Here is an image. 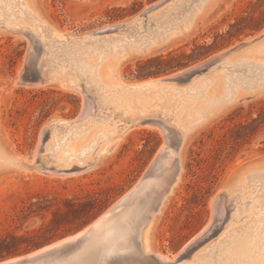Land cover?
Segmentation results:
<instances>
[{
  "label": "rangeland",
  "instance_id": "rangeland-1",
  "mask_svg": "<svg viewBox=\"0 0 264 264\" xmlns=\"http://www.w3.org/2000/svg\"><path fill=\"white\" fill-rule=\"evenodd\" d=\"M162 1L164 0H37V4L44 21L74 37H81L129 22L145 9ZM0 6L4 7L8 16L16 17V22L27 24L23 19L26 10L24 0H0ZM6 24L11 23L0 20V145L8 155L21 156L36 163L45 144L43 131L49 122L53 119L73 122L82 115L88 104L86 101H91L86 100L82 93L63 89L58 85L32 84L26 78V75L29 76L26 63L35 44H32L26 34L7 31ZM239 29L242 32L237 34ZM262 33L264 0H225L214 18L187 41H178L173 47L168 46L169 48L159 52L152 51L151 54H134L133 59L131 58L133 63L130 61L123 69V83L134 85L169 77L234 49L245 41L258 38ZM37 51L38 54L41 53L39 49ZM157 57L166 60L175 58L172 65L177 68L154 74L161 67L159 63L151 62ZM259 58L261 57L252 61L264 63V58L261 61ZM94 59V65L100 62L98 57ZM226 65L218 68L215 73L190 83L196 90V93H190L191 102L172 88L174 97L157 94L144 100L137 99L138 104L130 101L119 105L103 99L114 111L110 107L102 111L98 95L111 96L116 94L114 90L122 88L116 71L112 74L116 77H113L114 80L112 76L111 80L108 77L104 80L108 89L100 88L98 94H94L93 98H97L100 106L98 109L91 107L94 115L91 119L97 126L92 123V127H87L84 131L83 126L82 130L79 127L78 131L82 133L77 138L67 139L59 155L55 153V146L66 133L56 130L54 138L47 142L52 143L48 153L53 158H59L64 149L66 151L72 146L74 149H86V145L95 140L96 154L100 153L98 151L118 135V126L124 124L119 121L121 119L118 115L127 117L140 114L165 119L169 125L149 121L154 128L134 127L127 132L124 130L119 133L113 150L93 163L90 170L81 172V169L71 167L74 164L81 166L83 159L69 161L67 165L70 169L61 171L60 174L44 172L48 168L53 170L54 165H47L46 169L40 168L42 171L31 173L0 169V236L14 233L42 243L38 248L7 257L0 262L27 255L82 232L139 184L157 158L155 156H158L162 147L166 148L168 130H173L175 136H179L173 127L184 126V130H190V135L185 142L182 157L180 156V179L157 214L158 221L153 230L150 253L171 258L178 255L177 260L185 259L177 264H206L208 258L222 256L239 264H264V125H255L254 132H250L243 141L237 140L236 143L233 140L236 125L258 117L264 107V97L228 105V98L232 95H256L264 85H259V75H250V65L236 64L235 60ZM207 72L208 70L204 74ZM185 83L189 84V81ZM181 86L174 85L175 88ZM107 98L111 99L112 96ZM145 101L148 104L143 103ZM99 112L109 114L110 118L104 120ZM197 122L200 124L197 125ZM85 123L87 122L82 125ZM109 130L114 133L111 135ZM90 133L93 135L92 139ZM56 135L58 136L55 137ZM109 135L110 139L105 140ZM87 152L90 162L95 151ZM169 173V170L162 169L155 179L156 185L148 191L146 198L148 201L150 198V205H154L158 188L165 185ZM220 194L222 197L217 198ZM226 195H229L231 202L226 200ZM30 205L34 206L31 211ZM215 207L217 211L213 213ZM217 207L226 212L223 221L215 215L219 211ZM76 208H81L82 213L89 215L93 211L99 213L88 223L79 226L81 213H75ZM227 218L228 222L224 225ZM208 226V230L196 244L180 253ZM133 230L129 232L128 245L135 255L140 252V229ZM254 231H260V236L254 238ZM238 233L242 234L237 241L241 247L237 245L231 249L229 244L232 236ZM254 240L259 242L255 244ZM195 251L198 255L194 259L188 258Z\"/></svg>",
  "mask_w": 264,
  "mask_h": 264
},
{
  "label": "bare ground",
  "instance_id": "bare-ground-1",
  "mask_svg": "<svg viewBox=\"0 0 264 264\" xmlns=\"http://www.w3.org/2000/svg\"><path fill=\"white\" fill-rule=\"evenodd\" d=\"M224 1L225 0H168L164 6L148 14L146 19L134 20L133 22H131V24L126 29H118V30L109 31L107 30L108 29L107 27L99 31L98 33H91V34L84 35L81 37H74L73 35L67 32L58 30L54 26L44 21L41 17V14H40L41 10L39 9L37 0H24L26 10L24 11L23 19L24 21H26L25 23L27 24H21V23L16 22L15 21L16 17L8 16L4 12V7L0 8V20H2V22L9 21L11 23L10 25L6 24L7 26L5 27V29H7V31H10L11 33L31 34L43 46L41 64L45 68L46 72L49 74L51 78V82L48 85H42V84H36V85L37 86L58 85L60 88L82 93L85 96L84 98H86V100L91 101V102L86 101V104L87 103L88 104L85 105L86 108L84 109L82 115L77 120L73 122H69V121L62 120V119H53L47 125L46 130L44 129L45 131H43L44 132L43 140L45 141V144L42 147V151L45 153L44 162L47 165H54L53 170H50L48 168L44 172L48 174H60L61 171H66V169H70V167L67 165L69 161H76V160L78 161L81 159L84 160L81 166L79 164L72 165L73 164L72 162L71 167L72 168L76 167L77 169H81L80 170L81 172L90 170L93 163L97 162L99 159L101 160L102 157H105L104 155H107L110 151L113 150V148L115 147L118 141L119 133H122L124 130H126L127 132V130H129L130 128H134V127H136V129L154 128L152 124H150L149 121H156V122L159 121L164 125H169L168 123L164 121L165 119L161 120V119L154 118V117L149 118V117H145L144 115H140V114L129 115L127 117L118 115V117H120L121 119L119 121H122V123L124 122V124H121L118 126L119 127L118 135L115 137H112L111 142L106 144L101 151H98L100 153L96 154L97 148L95 146L97 144V140H95V141H91L90 145L89 144L86 145L87 147L86 149H83L84 147L83 148L81 147L79 149H74V146H72L66 151L64 149L65 152L64 151L63 153L61 152L62 155L59 156V158H53V155L51 153H48L49 151L48 148L49 146H52V143H47L49 139L54 138L53 133H55L56 130H58L59 133L61 132L66 133L64 136L60 138L58 144L55 146V153L59 155L61 151L60 149H62L66 145L67 139H69L70 137L77 138V136L82 133V131H78L79 127H80L79 129H81L82 128L81 126H83V131L85 129H88L87 127H89V129L92 127L91 125L94 122L93 119H91V117L94 116L93 113L91 112L92 106H95L98 109L99 106L101 105L102 111L106 110L107 107H110L112 111H114L113 110L114 108L112 106H108L107 102L104 101L103 99L107 101H111L113 103L116 102L119 105H122L124 103H129L130 101H133V102L135 101V103L138 104L137 99L143 98L144 100L147 97H151L152 95H157V94L163 95L166 97H170V96L174 97L175 95L171 92V89L174 88L176 89L175 91L177 93H181L185 97V99H188L191 102L192 95H190V93L192 94L196 93V90L195 88L190 86V83H192L194 80L207 77L208 74L211 75L215 73L218 68H220L223 65L227 66L226 64H228V62L233 61V60L236 61V64L238 62L239 64L250 65V67L248 68L250 71V75L251 76L259 75V77L257 78V81H260L261 84L259 85H264V63L258 62V61H252L256 57L264 58L263 57L264 56V33L259 34L260 38L259 37L255 38L256 40L252 38L248 41H245L244 43L247 44L245 47L240 48L230 53L224 60L220 62L219 66H217L218 64H215L209 68L210 70L207 69L208 70L207 73L204 74L205 72L204 71L194 76L193 78L188 80L189 84L185 82H178L177 81L178 77L193 68L202 66L204 62L206 61L199 63L182 72L176 73L169 77H165L163 79L149 81L146 83L134 84V85H126L125 83H123V81H125V77L123 76L124 75L123 69L125 68L126 65H128L127 63H129L130 61L131 62L133 61L132 56L134 54H143V55L145 53L151 54L152 51H156L158 49L169 48L168 46H172L178 41H182V40L187 41L188 38L195 35L199 30H201V28H203L205 24L209 23L214 18V16L221 9L222 3ZM176 19H180V20L178 21ZM13 22L14 24H12ZM216 56L208 60H212ZM95 57H98V60L100 62L94 65L92 61ZM261 58H259L260 61H261ZM115 72H116V77L121 82L122 88L119 90L117 89L114 90V92L116 91V94L111 95L112 96L111 99L107 98V97H111L110 95H106V96L98 95V100L100 102V105H99V102L97 103V98H93L94 94H98V91L100 90V88H103L105 90L108 89L106 85V81L104 80L107 77L110 78L111 80L113 77H115L112 75V74H115ZM112 80H114V78ZM175 83L178 86L180 85L182 86L175 88L174 87V85H176ZM241 86L243 87V85ZM254 89L256 88L254 87ZM219 90H221V88ZM251 90L253 89L251 88ZM117 91L119 95H117ZM255 97H264L263 87H261V89L256 93V95H244V94H241L239 96L232 95L231 97H229L230 100L228 98V101H229L228 105L232 106L236 103L247 102V99H252ZM176 100L179 101V99H176ZM143 103L148 104L147 101ZM88 105L90 106L89 108H88ZM99 113L104 118V120L110 118L109 114L107 113H104V112L102 113L99 112ZM83 122H87V123L82 125ZM198 123L200 124V122H197L196 124L198 125ZM183 127L184 126L176 128L174 126L173 129H175L176 132L178 133L179 135L178 137L183 139L184 147H185L186 146L185 142L187 140V137L190 135L188 131L190 130L188 129L184 130ZM101 131H105V129H101ZM112 132L113 130H111L109 133L112 135ZM92 134H94V132H92ZM125 134L126 133H124V135ZM57 136L58 135H56L55 137ZM122 137H123V134H122ZM92 138H93V135L92 137L90 136V139ZM108 139H110V135H109V138H105V140H108ZM87 141H90V140H87ZM183 149L181 150V154L183 153ZM92 150L95 151L94 157L92 161L88 162L90 159L88 160V156H86L88 153L87 151H92ZM163 150L164 148L162 147V149L158 153L159 154L162 153ZM64 156H66V159H64ZM156 157L157 156H155V158ZM30 165H33V162H30L28 159L23 158L21 156L8 155L7 152L4 150V148L0 145V169H5L4 171L14 170L19 173L21 172L31 173L32 171H39V172L42 171L41 169L39 170L37 166L31 167ZM164 170H167V169H164ZM75 171L76 170H74V172ZM179 179H180V176L173 190L177 186ZM141 181L139 182V184L141 183ZM151 184L153 183L151 182ZM149 185H150V182H148L146 188H148ZM173 190L169 194L170 196L173 193ZM221 197L222 195L220 194L217 198H221ZM167 198H169V196ZM122 199H124V197ZM166 199L164 200V202L166 201ZM138 200L139 199H137L133 204H131V206H127L118 211H114V207L116 206L115 205L110 210H108L104 215L99 217L95 222H93L90 226L85 228L82 232L74 236H70L62 241H58L50 246H47L41 249V252L49 249L50 247L61 245L64 242H70L75 239H78L81 236H83V234H85L92 227H96L97 225H102L100 228L98 237L101 240L114 242V244H116V247L118 246L119 247L118 249L122 250L123 245L121 243L127 242L129 232L133 230V228L134 230L140 229V224L145 222L143 226L145 225L146 226L144 228L143 227L141 228L140 235H139L140 248H141L142 253L145 255L152 254L160 261L161 264H177L181 261H184L185 259L177 260L178 255L171 258L169 256H165L161 254L155 255L153 253H150L152 249V246H151L152 245V234H153L156 221H158L157 214H159L162 207L157 213H153V212L149 213L151 214V216L150 218L147 219L148 210L146 208H148L147 206L150 205V202H148V200L146 199L145 201H147L148 203L145 204L146 206L144 208L140 206V203H139L140 201ZM226 200H228V202L229 201L231 202V200L229 199V195H226ZM220 201H219V204H220ZM217 209H219V207H217ZM216 211L217 210L215 207V211L213 210V213ZM111 213H113V215ZM217 213L218 214H215V215L219 217L220 221H223L224 216L226 217L225 215L226 212H224V209L220 208ZM228 218L225 219L226 221L224 222V225L228 222ZM224 225L222 226V229L224 228ZM208 228L209 226L206 227L197 237L193 238L184 247V249L180 253H183L186 249H189L191 246L196 244L198 240L204 235L206 230H208ZM240 234L241 233H238V234H235L236 236L234 235L232 236V239H231L232 242L231 243L229 242L230 244L228 243L231 249L237 245L241 247L240 243L237 244V241H239V239L242 236V234L241 235ZM247 236L248 235L246 234V237ZM252 236L254 238L259 237L260 231H254ZM257 242L259 241L258 240L253 241V243L255 244ZM197 251L193 252V254L188 258L194 259V257L198 255ZM207 260L208 261L206 264H217V263L218 264H239V263H235L236 261L230 258H227L225 256H222L220 258L215 257V259L208 258ZM10 261H13V259H9L5 262H10Z\"/></svg>",
  "mask_w": 264,
  "mask_h": 264
},
{
  "label": "water",
  "instance_id": "water-1",
  "mask_svg": "<svg viewBox=\"0 0 264 264\" xmlns=\"http://www.w3.org/2000/svg\"><path fill=\"white\" fill-rule=\"evenodd\" d=\"M167 1L168 0H164L152 7H149L131 21L120 25L110 26L107 30L110 31L126 29L134 20L146 19L148 14L164 6ZM25 34L31 39L32 44H35V46L31 48L28 54L26 69L29 72H27L29 76L27 77L26 75V78L29 79L30 82L34 85H48L51 82V78L46 72L43 65L41 64L43 46L31 34ZM246 45V43H242L228 52L217 55L212 60H206V62H204L202 66L193 68L183 73L181 76L178 77L177 81L186 82L190 80L194 76L206 71L211 66L215 64H220V62L224 60L230 53L240 48H243ZM37 49L40 50V54H38ZM159 51H161V49L156 50V52ZM167 136L168 143L166 148L162 151V153L157 156L154 163L148 170L147 174L142 179L141 183L137 187H135L126 197H124V199H122L118 204H116V206L114 207V211H118L127 206H131V204H133L137 199H139L138 201H140V206L145 208V204L147 201L143 202V200L148 198V191L155 187V179H157V177L161 173V170L167 169L170 173L165 185H162V187L159 186L158 194H156V200L154 205H148V208H146L148 210L147 219L151 216V214L149 213H157L160 210L162 204L164 203V200L169 196V194L173 190L182 171V162L180 155L181 150L184 147V141L180 137L175 136L173 130H168ZM39 153L40 156L38 157V161L30 166H37L39 169H46L47 164H45L44 162V155H41L43 151H40ZM148 182H150V187L148 186V188H146ZM151 182L153 184H151ZM148 202H150V198ZM111 214L113 215V213ZM144 224L145 222L140 224V227L144 228L146 226H143ZM101 226L102 225H97L96 227H92L85 234H83V236L73 241L64 242L61 245L50 247L49 249L44 250L42 252L41 249L43 248H41L27 255L13 258V261H2L0 262V264H161L155 256L145 255L142 253L140 248V241V252L134 255L131 252L132 250H130L129 248L128 240L127 242L121 243L123 245L122 250H119V247H116V244H114V242L112 241L101 240L98 237Z\"/></svg>",
  "mask_w": 264,
  "mask_h": 264
},
{
  "label": "trees",
  "instance_id": "trees-1",
  "mask_svg": "<svg viewBox=\"0 0 264 264\" xmlns=\"http://www.w3.org/2000/svg\"><path fill=\"white\" fill-rule=\"evenodd\" d=\"M236 32L237 34H240L242 32V29H239ZM201 56H204V55H201ZM197 58H200V57H197ZM174 59L175 58L171 57L170 60H166V59H163L162 57H157L151 60V62H157L161 65V67H159L153 73L154 74L165 73L174 68H177V66L174 67V65H172V61H174ZM255 125H264V107L261 109V112L256 119H253L250 122H246V123H239L238 125L234 127L233 140L236 141V143H237V140L238 141L245 140V138L250 134V132H254ZM33 207H34L33 205H30L29 210L31 211ZM80 207H83V205ZM81 211H82L81 208H76V211H75V213H78V214L81 213L80 214L81 217H79V220L81 223L79 226H82L88 223L91 219L96 217V215L99 213V211L98 212L93 211V213L89 215L88 213H82ZM41 245L42 243L36 242L34 239L28 238L26 236H17L14 233H8L4 236H0V260L5 259L10 256L20 255L23 252H27L34 248H38Z\"/></svg>",
  "mask_w": 264,
  "mask_h": 264
}]
</instances>
